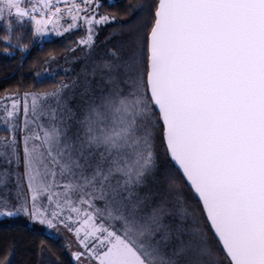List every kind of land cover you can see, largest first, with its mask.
Listing matches in <instances>:
<instances>
[{"label":"snow or ice","instance_id":"obj_1","mask_svg":"<svg viewBox=\"0 0 264 264\" xmlns=\"http://www.w3.org/2000/svg\"><path fill=\"white\" fill-rule=\"evenodd\" d=\"M114 3L0 0L21 67L80 32L0 90V218L34 264H264V0Z\"/></svg>","mask_w":264,"mask_h":264},{"label":"trees","instance_id":"obj_2","mask_svg":"<svg viewBox=\"0 0 264 264\" xmlns=\"http://www.w3.org/2000/svg\"><path fill=\"white\" fill-rule=\"evenodd\" d=\"M136 0H117L112 8L122 10L121 6L127 3H135ZM107 7V2L105 4ZM111 10V9H110ZM29 35H31L29 33ZM68 42L64 38L44 40L42 46H30L23 66H19L16 56H9L0 52V90L5 85H15L17 81H23L25 84L32 83L31 73L34 67L40 66L42 61L50 51H55L59 57L64 55L65 45ZM2 47V45H0ZM29 225L22 223L0 224V247L12 240H17V251L14 256L15 264H34V253L30 241L36 239L33 236Z\"/></svg>","mask_w":264,"mask_h":264},{"label":"rangeland","instance_id":"obj_3","mask_svg":"<svg viewBox=\"0 0 264 264\" xmlns=\"http://www.w3.org/2000/svg\"><path fill=\"white\" fill-rule=\"evenodd\" d=\"M115 1H117V0H115ZM106 2H107V0H106ZM110 27H112L111 24L107 25L106 27H102L100 29V32H99V34L96 37L97 41H100V40L103 39L104 35L108 31V28H110ZM77 35H80V32H73L67 38H65L63 36H56V35L53 34L51 36H46L44 40L64 38L66 40V42H69L70 40H73L74 37L77 36ZM74 54L79 55L78 52H76ZM63 56H61V57H63ZM57 62H59V61H57ZM12 223H22V224L24 223V224L28 225V222L24 218H22V217L21 218H17L15 220L0 218V224H7V225H9V224H12ZM29 226L32 227L31 225H29Z\"/></svg>","mask_w":264,"mask_h":264}]
</instances>
